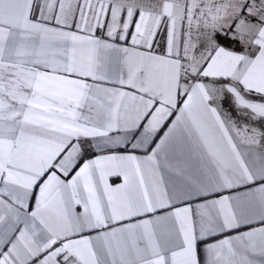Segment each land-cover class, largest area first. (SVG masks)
I'll return each instance as SVG.
<instances>
[{
    "label": "snow or ice",
    "instance_id": "6c2138e0",
    "mask_svg": "<svg viewBox=\"0 0 264 264\" xmlns=\"http://www.w3.org/2000/svg\"><path fill=\"white\" fill-rule=\"evenodd\" d=\"M0 264H264V0H0Z\"/></svg>",
    "mask_w": 264,
    "mask_h": 264
}]
</instances>
